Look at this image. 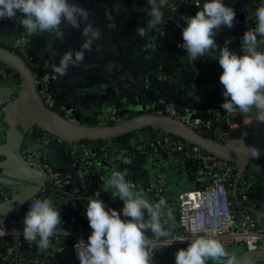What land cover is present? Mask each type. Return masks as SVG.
I'll list each match as a JSON object with an SVG mask.
<instances>
[{"label": "crops", "instance_id": "obj_1", "mask_svg": "<svg viewBox=\"0 0 264 264\" xmlns=\"http://www.w3.org/2000/svg\"><path fill=\"white\" fill-rule=\"evenodd\" d=\"M90 11L89 22L101 32V39L95 41L91 51H85L84 60L79 66H70L63 77L54 73L51 65L59 63L67 50H80L85 37L81 29L62 24L64 40L61 42L47 33L31 37L27 58L36 74L49 72L54 78L48 81L47 88L52 94L57 108L67 109L73 117L82 122L117 121L142 112L160 110L164 101L178 104L191 102L205 103L216 108L218 117L215 129L226 141L237 142L251 135L256 125L255 112L243 116L226 114L219 108L224 101L223 86L220 83H207L206 73L199 64H192L184 55L180 40L163 25L149 31L145 38L137 35V28L146 26L149 17L147 0H70ZM222 37L227 36L224 29ZM237 31L236 40L230 50L240 54L242 36ZM19 25L12 20H0V43L7 47H17ZM220 39V40H221ZM225 43H221L222 47ZM155 45V50L152 46ZM199 65V66H198ZM21 88L19 75L7 65L0 63V113L5 102L17 96ZM3 116V114H1ZM1 132V128H0ZM42 130L35 127L20 147L42 149L49 160L62 170H71L72 156L55 140L45 138ZM153 131L127 134L126 138L114 139V149L126 154L131 164L117 161L104 167L102 179L113 170H126V179L138 189H142L149 200L160 198L153 190L157 180H167L166 201L172 210V219L165 224L171 233L179 230V194L202 186L198 177L202 173L200 162L186 158L182 153L169 155L166 150L152 151L144 146L153 139ZM0 135V140H1ZM3 156V169L16 176L41 180L42 172L25 167L16 155ZM1 170V169H0ZM245 171L252 174L247 191L257 208L264 212V155L250 161ZM19 179L18 177H12ZM24 178V177H23ZM16 183V182H14ZM17 184V183H16ZM148 184L153 188L148 190ZM19 188L21 185L17 184ZM31 185L21 194L31 191ZM100 196L110 191L98 190ZM95 194V193H94ZM94 194L92 196H94ZM81 210L87 200L80 199ZM123 207V202L117 198ZM147 219V216L145 217ZM151 234V233H150ZM237 258V264H264V248L251 251L245 243H221ZM173 248L176 253L179 249ZM227 257L217 264H226ZM206 264H214L209 260Z\"/></svg>", "mask_w": 264, "mask_h": 264}, {"label": "clouds", "instance_id": "obj_2", "mask_svg": "<svg viewBox=\"0 0 264 264\" xmlns=\"http://www.w3.org/2000/svg\"><path fill=\"white\" fill-rule=\"evenodd\" d=\"M147 4L149 19L146 26L136 30L141 38L162 23V8L168 0H147ZM89 16V10L70 0H0V20L15 21L30 36L47 33L63 42L62 24L81 29L84 23L81 35L85 40L81 49L65 51L59 63L51 65L52 71L61 77L70 66H79L85 51H91L93 43L101 39L100 30L89 22ZM255 16L256 28L244 32L237 54L227 46L230 41L225 40L224 46L218 47L215 39L222 28L234 27V8L223 0H205L194 16H181L177 21L178 27L180 21L185 25L181 32L183 43L178 46L192 61L218 51V63L223 69L219 82L224 89L220 108L243 116L255 112L256 121L264 123V49H259L264 44V6L256 9ZM257 36L262 39L258 40ZM152 48L155 50V45ZM244 148L256 160L264 155V150L254 145ZM124 163L131 164L132 160L125 159ZM126 176V170H113L102 183L104 191H110L113 198L123 202L120 211L107 207L99 191L88 198L85 214L92 231L87 242L80 239L74 245L80 264H151L157 241L170 238L171 232L165 224L172 219V210L167 201L149 200ZM60 223L61 214L53 201L37 199L29 205L22 232L13 230V233H19L24 241L35 243L38 250L47 252ZM6 234V230L0 231V235ZM224 257L226 264H237L236 256L217 239L200 236L176 252L175 264H206L209 260L217 264Z\"/></svg>", "mask_w": 264, "mask_h": 264}, {"label": "built area", "instance_id": "obj_3", "mask_svg": "<svg viewBox=\"0 0 264 264\" xmlns=\"http://www.w3.org/2000/svg\"><path fill=\"white\" fill-rule=\"evenodd\" d=\"M203 4L202 0H168V4L162 8L163 25L179 38L181 44L183 43L181 32L185 25L180 21L178 27L177 21L181 16H194L202 9ZM261 6H264V0H247L243 5L242 19L246 23V28L239 31L242 37L245 31L255 30L257 25L255 11ZM31 37L19 25L17 53L23 57L28 54ZM257 39L262 38L257 36ZM262 48L264 44L259 45V49ZM182 50L185 57L192 64H200L207 75H216L220 72L209 63L206 55L192 61L186 51L183 48ZM51 78L54 77L49 72L36 74V82L40 85L39 93L44 103L66 117L75 118L63 112V108L55 109L54 98L47 88ZM221 103L218 105L219 108ZM158 112L181 118L196 129L209 131L221 141L225 139L215 129L212 121L198 124L195 120L188 119L187 115H181L173 102L165 103ZM153 135L151 141L144 143L146 148L155 152L163 149L169 155L179 152L186 158L201 163L202 173L198 181L204 188L186 190L179 194L178 223L182 230L171 233L170 238H160L157 241V249L151 253V264H175L176 253L173 248L187 247L188 242L200 236L217 239L220 243L243 242L251 251L263 249L264 217L258 213L246 189L253 178L252 174L245 170L240 174L239 165L218 158L200 146L168 132L154 130ZM43 136L55 140L70 153L71 170L56 167L42 149L20 147L21 157L26 162L38 165L44 173V183L34 196L23 203H18L21 194L33 183L24 180L23 186L19 188L16 183L0 182V231H7L6 235H0V264H80L74 245L80 239L87 242L92 230L80 217L78 200L93 197L89 194L91 188L97 190L102 188L104 167L112 166L127 157L124 152L114 149V139L71 142L45 131ZM167 184L166 179L160 178L153 189L164 200L167 197ZM45 198L52 200L56 210L60 211L61 223L51 238L52 247L47 252H41L35 243L24 241L23 236L13 233V230L22 232L23 219L30 203Z\"/></svg>", "mask_w": 264, "mask_h": 264}, {"label": "water", "instance_id": "obj_4", "mask_svg": "<svg viewBox=\"0 0 264 264\" xmlns=\"http://www.w3.org/2000/svg\"><path fill=\"white\" fill-rule=\"evenodd\" d=\"M202 1L203 3L205 2V0ZM246 1L247 0H223L227 6L234 8L236 18L233 28L228 29L224 27L217 32L220 37L223 36L225 32L224 29H226L228 33L224 38L216 39L218 47H222L221 43H225V40H228L230 43L227 46L230 49V44L236 40L237 31L246 28V23L242 19L243 5ZM218 55V51L206 54L209 63L220 71L216 75H206L205 80L207 83H220L219 77L223 69L218 63ZM0 62L13 69L21 80L19 93L11 101L5 102L4 110L0 113V135L2 138L0 140V155H16L20 158L21 163L30 169L35 167L37 171L42 172L35 163L26 162L21 157L19 149L23 142L29 137L31 130L35 127L71 142L81 140H110L146 129L162 130L191 144L198 145L206 152L218 158L239 165L240 174L245 170L248 163L254 159L249 156L244 146L254 145L264 150V123L257 122L249 137L237 142H231L221 141L214 135L207 136L202 130L189 125L183 119L172 117L166 113H159L158 110L134 114L113 123L82 122L77 118L66 117L60 111L51 109L44 103L39 93L40 85L36 82V71L32 67L34 60L23 57L11 50L10 47L0 43ZM164 102L168 103L170 100ZM176 105L181 115H187L188 119L195 120L198 124L208 121L217 124L218 117H215L216 106L210 108V105L198 102H191L188 104L176 103ZM163 107L164 104L162 105V108ZM1 114H3V116H1ZM2 161L3 156L0 161V182L5 184L16 182L21 185V187L23 186L22 183L24 180L33 183L31 186L32 190L25 193L18 203L25 202L29 197L34 196L39 191L40 185L44 183L43 172L41 180L37 179L32 181L26 176H23L24 178L22 177L21 180V176H16V174L3 169L2 166L4 167V165ZM12 177H18L19 179H13ZM200 188H204V186H200ZM152 189L151 185L148 184V190ZM100 199H102L109 208L117 211L122 209L117 198H113V196L109 194L105 196L101 195ZM257 209L258 213L264 217V212L259 208ZM79 214L81 219L88 223L85 207L82 210L81 207H79ZM179 230L181 231L182 228L179 227ZM149 234L150 233H148V235Z\"/></svg>", "mask_w": 264, "mask_h": 264}, {"label": "trees", "instance_id": "obj_5", "mask_svg": "<svg viewBox=\"0 0 264 264\" xmlns=\"http://www.w3.org/2000/svg\"><path fill=\"white\" fill-rule=\"evenodd\" d=\"M11 50H13V51H15V52H18V48L17 47H12L11 48ZM1 63V62H0ZM9 67V66H8ZM10 68V67H9ZM11 69V68H10ZM13 70V69H12ZM55 109H58L57 107H55ZM64 110V111H63ZM62 111L63 112H65V113H68L70 116H73V114L72 113H70V112H68V110L67 109H63ZM97 123V122H96ZM109 123H113V121L111 120V121H109ZM151 131H154V130H152V129H150ZM202 132L204 133V134H206L207 136H210L211 135V133L209 132V131H207V130H202ZM122 139V138H126V135H123V136H121V137H119V139ZM222 141H226L225 139H223ZM179 154V152H176L175 153V155L177 156ZM98 190L97 189H94V188H91L90 189V191H89V194L90 195H93L94 193H96ZM78 206L79 207H81V205H80V201L78 200ZM151 235V234H150Z\"/></svg>", "mask_w": 264, "mask_h": 264}, {"label": "rangeland", "instance_id": "obj_6", "mask_svg": "<svg viewBox=\"0 0 264 264\" xmlns=\"http://www.w3.org/2000/svg\"><path fill=\"white\" fill-rule=\"evenodd\" d=\"M199 65H200V64H199ZM199 65H198V66H199Z\"/></svg>", "mask_w": 264, "mask_h": 264}, {"label": "flooded vegetation", "instance_id": "obj_7", "mask_svg": "<svg viewBox=\"0 0 264 264\" xmlns=\"http://www.w3.org/2000/svg\"><path fill=\"white\" fill-rule=\"evenodd\" d=\"M73 117V116H72Z\"/></svg>", "mask_w": 264, "mask_h": 264}]
</instances>
